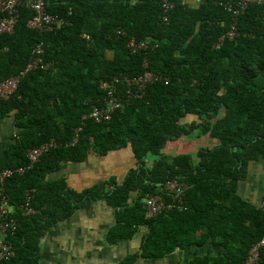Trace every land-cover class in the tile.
<instances>
[{
    "label": "trees",
    "instance_id": "trees-1",
    "mask_svg": "<svg viewBox=\"0 0 264 264\" xmlns=\"http://www.w3.org/2000/svg\"><path fill=\"white\" fill-rule=\"evenodd\" d=\"M32 1L22 0L14 32L0 34V83L42 59L9 98L0 97V119L12 116L16 126L0 154V172L26 167L31 149L53 145L33 167L0 181V203L8 199L9 215L18 222L7 237L15 256L0 264H40L46 234L96 201L115 209L110 244L148 228L140 253L121 264L159 260L208 242L215 255L187 264H244L264 236V199L257 206L237 191L250 163L264 160V3L250 4L238 22L239 36L215 49L231 24L226 5L238 0L198 6L171 0L167 22L161 0H46L47 11L63 20L51 32L29 26ZM133 39L148 47L132 50ZM147 72L168 83L155 79L139 89L126 81ZM102 82L120 105L107 117H90L110 105ZM200 137L218 143L195 154L164 153L170 142ZM125 147L136 167L120 183L77 192L63 177H51L90 151L103 155ZM150 156L157 157L152 164ZM171 180L186 183L185 209L147 219L146 197L161 194ZM27 193L36 209L29 216L23 214Z\"/></svg>",
    "mask_w": 264,
    "mask_h": 264
},
{
    "label": "crops",
    "instance_id": "crops-1",
    "mask_svg": "<svg viewBox=\"0 0 264 264\" xmlns=\"http://www.w3.org/2000/svg\"><path fill=\"white\" fill-rule=\"evenodd\" d=\"M186 1L190 6H198L204 0ZM14 132L16 126L12 116L0 119V154H3ZM197 151L198 148L191 154ZM178 154L179 152L171 155ZM135 167L136 160L131 147L109 151L103 155L90 151L83 161L64 163L51 177H63L68 187L81 192L99 183L112 180L120 183ZM237 191L243 199L257 206L262 205L264 160L250 163L248 176L238 183ZM115 224V209L105 201L85 204L46 234L41 244L40 264H121L128 257L140 253L148 228L142 227L132 239L112 245L106 236ZM215 249L208 242L204 246H190L185 251L177 249L159 260L139 257L133 264H187L198 256L215 255Z\"/></svg>",
    "mask_w": 264,
    "mask_h": 264
},
{
    "label": "built area",
    "instance_id": "built-area-1",
    "mask_svg": "<svg viewBox=\"0 0 264 264\" xmlns=\"http://www.w3.org/2000/svg\"><path fill=\"white\" fill-rule=\"evenodd\" d=\"M22 0H0V9L1 14L4 16L1 17L3 20L4 31L1 33H13L15 25L18 20L19 14V6ZM262 4L264 0H238L233 1L231 4L226 5V10L230 14L231 17V27L227 36L229 39H233L236 35V25L238 24L240 18L244 15L247 8L250 4ZM161 8H163L164 16L163 20L165 22L168 21V13L173 9L174 5L171 3V0H161ZM32 10L35 11L34 19L31 20L29 26L38 31H46L51 32L60 27L63 23V20L59 18L57 15H53L47 11V2L46 0H34L31 4L28 5ZM7 11L3 13V11ZM132 50L137 49H145L146 44L140 42L138 44L135 43L134 39L129 43ZM41 52V48L37 50ZM40 57V56H39ZM38 61H42L41 57L34 61V63L30 64L28 67H35L38 64ZM50 66V63H46L43 65L44 68ZM29 68L25 69L21 73L15 76H11L0 83V97L1 98H9L10 95L16 90L19 80L22 76L29 71ZM155 79H164V76H158L153 74L152 72H147L143 75H140L132 80L126 79L128 84L134 83L139 89L143 83L146 81H153ZM103 86H107L109 89V102L110 105L105 109H95L91 115L93 117H98L99 115H105L107 117L109 112L115 107L120 105V99L113 95L112 89H110V85L102 82ZM78 129H76L77 135ZM53 142H46L38 147L31 149L28 153L30 164L28 167H32L35 162H37L41 155L46 152L51 146ZM25 168L19 167L16 169L7 168L3 169L0 172V181H7L8 177L12 175L15 171L23 172ZM184 184H181L177 180L167 181L165 184V190L167 195L169 196V201L165 202L158 195H150L146 198V217L147 218H155L162 213H167L173 211L175 209H185L184 206ZM31 199L30 193H27L26 203L29 204ZM8 199L3 198L0 203V261H6L11 259L14 256L11 246L7 243V237L10 233H14L17 231V227L14 228L12 225L13 218L9 215V209L7 208ZM30 205V204H29ZM24 209V208H23ZM12 251V253H11ZM264 251V236L263 238L255 243L245 260V264H259L261 262V253Z\"/></svg>",
    "mask_w": 264,
    "mask_h": 264
},
{
    "label": "rangeland",
    "instance_id": "rangeland-1",
    "mask_svg": "<svg viewBox=\"0 0 264 264\" xmlns=\"http://www.w3.org/2000/svg\"><path fill=\"white\" fill-rule=\"evenodd\" d=\"M7 11H3V13H5ZM15 29V28H14ZM4 31V27H3V20L1 19V9H0V32ZM1 34H12V33H1ZM192 119H197V117H193L191 116ZM218 142L210 137L206 138V137H200V138H182L177 142H170L166 148L164 149V153L167 155H171V154H175L178 153L179 154H183V153H194L197 148L200 149L201 147H209L212 148L214 147ZM157 157L154 156H150L149 157V161H153L156 160ZM36 213V209L33 208L31 205H29L28 203L24 204V210H23V214L26 216L29 215H33ZM11 218H13L12 216H10ZM14 220L12 221V225L14 226V228L17 227L18 222L16 221L15 218H13ZM18 228V227H17ZM12 253V251H11ZM42 255V253H41ZM2 262V261H0Z\"/></svg>",
    "mask_w": 264,
    "mask_h": 264
},
{
    "label": "bare ground",
    "instance_id": "bare-ground-1",
    "mask_svg": "<svg viewBox=\"0 0 264 264\" xmlns=\"http://www.w3.org/2000/svg\"><path fill=\"white\" fill-rule=\"evenodd\" d=\"M16 26V25H15ZM238 24L236 25V35H235V37L233 38V39H229V37L227 36V33L229 32V30H230V27H231V25H229V30L218 40V42L214 45V48L215 49H220L222 46H223V44H224V42L225 41H232V40H235L236 39V37H238L239 36V31H238ZM141 41H138V43H140ZM142 43H144V42H142ZM144 44H146V48L148 47V44L147 43H144ZM145 48V49H146ZM23 71V70H22ZM21 71V72H22ZM20 72V73H21ZM29 72V71H28ZM28 72H26V73H28ZM162 80H165V82L166 83H168V79L164 76V79H162ZM14 93V92H13ZM12 93V94H13ZM11 94V95H12ZM29 153V152H28ZM42 156V155H41ZM28 158H29V156H28ZM41 158V157H40ZM40 160V159H39ZM38 160V161H39ZM30 161V160H29ZM36 163V162H35ZM30 164V163H29ZM28 164V165H29ZM28 165L26 166V167H24L25 168V170L26 169H29V168H31V167H28ZM33 166H34V164H33ZM32 166V167H33ZM17 168H19V167H17ZM23 168V167H22ZM5 169H7V168H5ZM12 169H14V168H12ZM3 170V169H2ZM25 170L23 171V172H25ZM178 181V180H177ZM181 184H184V186H185V189H184V206L186 205V183L185 182H183V181H179ZM153 195H158V196H160L161 198H162V200L163 201H165V202H168L169 201V196L167 195V192H166V190H165V185H163L162 186V191H161V194H153ZM150 196V195H149ZM148 197V196H147ZM146 197V198H147ZM145 216H146V199H145ZM175 210H180V209H175ZM181 210H183V209H181ZM162 214H164V213H162ZM160 216V215H159ZM158 217V216H157ZM147 218V217H146ZM156 218V217H155ZM147 219H154V218H147ZM18 226V225H17ZM13 251V250H12ZM14 253V252H13ZM14 256H15V254H14ZM13 256V257H14ZM262 256H263V251H262V253H261V262H262ZM12 257V258H13ZM11 258V259H12ZM7 261V260H6ZM261 262L259 263V264H261ZM245 264V263H244Z\"/></svg>",
    "mask_w": 264,
    "mask_h": 264
},
{
    "label": "water",
    "instance_id": "water-1",
    "mask_svg": "<svg viewBox=\"0 0 264 264\" xmlns=\"http://www.w3.org/2000/svg\"><path fill=\"white\" fill-rule=\"evenodd\" d=\"M182 121H184V120H182Z\"/></svg>",
    "mask_w": 264,
    "mask_h": 264
}]
</instances>
